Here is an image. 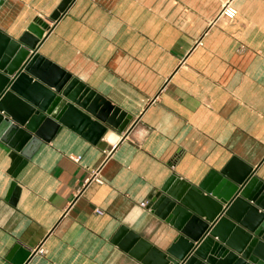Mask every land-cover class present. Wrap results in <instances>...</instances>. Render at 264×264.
<instances>
[{
  "label": "crops",
  "instance_id": "0c3cea01",
  "mask_svg": "<svg viewBox=\"0 0 264 264\" xmlns=\"http://www.w3.org/2000/svg\"><path fill=\"white\" fill-rule=\"evenodd\" d=\"M60 1L5 0L0 30L16 38L43 19L39 52L131 119L96 144L63 127L17 176L15 206L0 148V264L14 244L43 249L27 264H142L111 238L122 225L172 243L176 230L140 205L171 173L197 184L236 156L264 180V0H74L54 21Z\"/></svg>",
  "mask_w": 264,
  "mask_h": 264
},
{
  "label": "water",
  "instance_id": "95a60500",
  "mask_svg": "<svg viewBox=\"0 0 264 264\" xmlns=\"http://www.w3.org/2000/svg\"><path fill=\"white\" fill-rule=\"evenodd\" d=\"M73 2L61 0L50 19L59 20ZM49 30L39 17L16 38L0 30V148L9 159L5 172L11 178L4 199L13 206L21 193L17 176L63 127L96 144L107 127L121 132L131 119L39 52ZM260 164L251 166L232 156L197 184L171 173L148 196L147 207L176 230L172 243L160 250L122 225L111 242L142 264H264V180L256 175ZM35 252L14 244L7 259L27 264Z\"/></svg>",
  "mask_w": 264,
  "mask_h": 264
},
{
  "label": "built area",
  "instance_id": "2783aa9c",
  "mask_svg": "<svg viewBox=\"0 0 264 264\" xmlns=\"http://www.w3.org/2000/svg\"><path fill=\"white\" fill-rule=\"evenodd\" d=\"M237 15H238L237 8L231 3V1H228L224 6L222 5L220 12H219V15L217 16L216 19L224 18L227 21H231V20L235 19ZM197 43L201 44L200 41H198ZM74 159L78 160V158H74ZM147 204H148V200L140 202V205L142 207L147 206ZM96 212L98 214L102 213L101 210H99V209H97ZM35 250H36V252H42L43 251V249L41 247H38Z\"/></svg>",
  "mask_w": 264,
  "mask_h": 264
},
{
  "label": "rangeland",
  "instance_id": "374dc122",
  "mask_svg": "<svg viewBox=\"0 0 264 264\" xmlns=\"http://www.w3.org/2000/svg\"><path fill=\"white\" fill-rule=\"evenodd\" d=\"M223 21H225L226 23H229V22H231V21H233V20H231V21H227V20H223ZM201 42V41H200ZM200 45H202V44H200ZM245 48H246V46L244 45V44H240L238 47H237V50L238 51H240V52H243L244 50H245Z\"/></svg>",
  "mask_w": 264,
  "mask_h": 264
},
{
  "label": "bare ground",
  "instance_id": "6f19581e",
  "mask_svg": "<svg viewBox=\"0 0 264 264\" xmlns=\"http://www.w3.org/2000/svg\"><path fill=\"white\" fill-rule=\"evenodd\" d=\"M227 2H225L224 4H223V6L226 4Z\"/></svg>",
  "mask_w": 264,
  "mask_h": 264
}]
</instances>
